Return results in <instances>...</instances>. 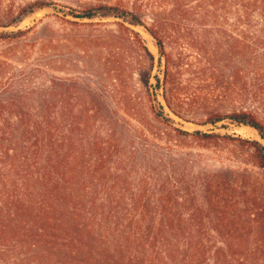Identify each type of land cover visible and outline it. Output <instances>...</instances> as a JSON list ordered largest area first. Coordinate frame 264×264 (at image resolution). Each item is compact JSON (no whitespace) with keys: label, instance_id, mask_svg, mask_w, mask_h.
Here are the masks:
<instances>
[{"label":"trees","instance_id":"trees-1","mask_svg":"<svg viewBox=\"0 0 264 264\" xmlns=\"http://www.w3.org/2000/svg\"><path fill=\"white\" fill-rule=\"evenodd\" d=\"M46 8L63 13L64 17H57L70 31L77 26H111L101 21L117 20V34L113 36L109 55L93 70L113 84L117 91L113 99L130 122L136 123L133 137L140 138L146 151L120 148L117 142H123L124 138H118L115 127L118 125L110 114L105 116L110 127L105 142L93 136L90 121L99 113L95 100H79L80 111L73 116L68 114L65 93L60 101L61 112L57 114L54 109L58 99L53 94L39 95L35 100L31 95L1 97L0 264L264 261V254L211 253L212 242L200 236L203 233L200 223L207 225L210 233L219 230L221 216L211 212L215 207L232 210L231 216H222L223 220L258 223L264 219V117L251 108L226 112L208 103L199 120L191 119L187 106L201 98L191 91L193 79H184L186 73L192 72L191 64L185 63L182 54L170 53L164 39V32L172 22L183 23L191 16L203 22L231 15L241 20L254 13L264 18V0H135L132 7L99 1L59 10L54 2L36 0L17 12L0 16V28H18ZM86 20L101 21L86 23ZM138 27L154 39L159 51V74H154L156 56L135 30ZM36 29L37 26L2 31L0 43L19 46ZM34 41L43 45L44 50L67 42L57 40L50 30ZM239 43L235 40L224 47L197 52L203 66L201 72H195L200 80L211 82L216 78V67L211 62H226L234 85L233 97L238 95L236 86L241 74L256 58ZM6 64L0 60V96L6 90ZM172 115L199 126L216 127L227 122L250 127L262 141L213 130L190 132L179 127ZM62 124L70 127L60 135ZM133 142L132 138L128 144ZM153 145L176 147L192 154L210 152L219 161L227 157L237 168L202 170L193 176L196 168L186 158L167 160ZM88 156L93 158L91 173L67 172L69 157H72L70 168L79 170ZM114 156L116 165L108 168Z\"/></svg>","mask_w":264,"mask_h":264},{"label":"rangeland","instance_id":"rangeland-1","mask_svg":"<svg viewBox=\"0 0 264 264\" xmlns=\"http://www.w3.org/2000/svg\"><path fill=\"white\" fill-rule=\"evenodd\" d=\"M34 1L36 0H0V16H5L9 12H17L25 4ZM46 1L54 2L58 8L57 10L68 7L76 8L80 3L85 2L103 1L111 4L121 2L122 5L130 7L135 3V0ZM57 12L53 8H46L27 18L18 28H0V32H2L25 30L37 26V29L23 40L19 46L12 47L0 43V60L8 64L5 65L6 90L0 98L10 99L31 95L32 99L35 100L39 95L53 94L58 99L54 109V114H57L61 112L62 105L60 101L65 93L64 96L68 102V114L73 116L78 115L80 111L79 100H95V107L99 113L90 121V131L93 136H98L101 142H105L108 133L106 130L110 128L109 125L107 126L105 116L110 114L118 125L115 126L118 138H124L123 142H117L120 148L125 149L126 147L128 151L132 150L131 152L142 153L145 150L143 142L139 137H133L132 134L137 125L133 121L130 122V118L124 115L116 100L114 101L113 97L117 91L113 84L107 77H101L93 70L98 68L101 61H104L109 55V49L114 43L113 36L117 34V26H115L117 20H86L84 21L86 23L101 21L110 23L111 26H77L70 31L63 26V22L57 17V15L64 17V14ZM68 19L74 20L71 17H68ZM46 30L54 32L57 40H67V42L60 44L59 47L53 45L52 48L48 47L44 50L42 48L43 45L36 44L34 40ZM135 30L141 33L149 48L155 54L156 68L154 74H159V51L155 46L154 39L144 28L138 27ZM164 39L170 53L176 56L182 54L186 60L185 63L189 64V66L191 64L192 72L191 74L186 73L184 79H193L189 85L191 91L201 96L198 100L191 101L190 105L187 106V114L191 119L199 120L201 115L205 113L208 103H212L214 108L226 112L233 108H251L264 117L263 17L254 13L250 18L241 20L231 15L221 16L212 22H203L191 16L190 20L183 23L172 22L164 32ZM235 40L240 42V46L252 51L254 56H256V60H252L249 65L250 68L241 74L242 78L238 86H236L238 95L233 97L234 85L231 83L233 81L230 78V72L226 68V62L217 60L211 62V65L216 67L214 70L216 78L211 82L200 80L195 72L203 70V66H200L199 62L201 59L197 58L198 51L224 47ZM82 42L85 45L81 46ZM207 62L209 61H206V64ZM129 85L132 87L133 84L129 83ZM160 101L164 104L162 97H160ZM167 111L169 112V110ZM92 115L94 116V114ZM172 117L176 120L179 127L190 132L213 130L221 134H235L246 139L260 140L258 133L250 127L236 126L227 122L218 124L216 127L199 126L195 123L185 122L174 115ZM69 127V124L60 125V135L66 133ZM123 132L126 135L125 137H121ZM60 135H57V138ZM77 137L79 138L78 134ZM132 138L134 142L130 145L128 143ZM154 147L157 153L167 160L170 158L173 160L186 158L190 165L196 168L192 171L193 176H198L202 170L213 171L225 167L237 168V164L227 159V157L219 161L218 157L210 152H194L192 154L190 151L177 149L176 147L172 149L159 147L158 145ZM68 159L67 172L69 174L91 173L89 170L90 166H92L91 160H93L91 156L84 157L82 168L79 170L71 169L69 162L72 157ZM116 162L117 156H114L112 162L108 163V168H113V163L116 165ZM231 211L222 207H215V209L211 210L213 215L221 216L217 224L219 230L214 233H210L207 230V225L199 221L200 226L203 227V233L200 236L205 241L212 242V250L210 252L242 254V256L246 254H264V219L258 223H250L247 220L239 222L237 219L223 220L222 216H231ZM206 215L207 213H205ZM225 243L229 244L231 248ZM260 264H264V261L260 262Z\"/></svg>","mask_w":264,"mask_h":264},{"label":"water","instance_id":"water-1","mask_svg":"<svg viewBox=\"0 0 264 264\" xmlns=\"http://www.w3.org/2000/svg\"><path fill=\"white\" fill-rule=\"evenodd\" d=\"M260 140H262V139L260 138Z\"/></svg>","mask_w":264,"mask_h":264},{"label":"bare ground","instance_id":"bare-ground-1","mask_svg":"<svg viewBox=\"0 0 264 264\" xmlns=\"http://www.w3.org/2000/svg\"><path fill=\"white\" fill-rule=\"evenodd\" d=\"M248 128V127H247ZM262 141V140H261Z\"/></svg>","mask_w":264,"mask_h":264}]
</instances>
